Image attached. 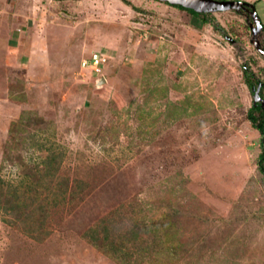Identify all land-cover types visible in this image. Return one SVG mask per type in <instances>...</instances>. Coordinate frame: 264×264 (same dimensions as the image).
Instances as JSON below:
<instances>
[{"label":"rangeland","instance_id":"1","mask_svg":"<svg viewBox=\"0 0 264 264\" xmlns=\"http://www.w3.org/2000/svg\"><path fill=\"white\" fill-rule=\"evenodd\" d=\"M240 1L264 25V0ZM211 14L0 0V179L27 203L19 218L0 203V264H264L262 135L243 68L264 80V61L242 15ZM21 112L45 121L40 150L11 142Z\"/></svg>","mask_w":264,"mask_h":264},{"label":"trees","instance_id":"2","mask_svg":"<svg viewBox=\"0 0 264 264\" xmlns=\"http://www.w3.org/2000/svg\"><path fill=\"white\" fill-rule=\"evenodd\" d=\"M167 4V3H166ZM169 5V4H168ZM175 8H178L180 10L183 11H187L188 13H190L191 15L195 16V17H200L202 18L206 23L211 24L210 19H208L206 17L207 14H199V13H195L189 9H185L182 8L180 6H173ZM215 27V25H213ZM244 76H245V82L248 85L249 88L255 86L256 83H251V81H249V77L247 75V67L244 70ZM97 85H99V83H97ZM261 94L260 97L263 96V91H264V87L263 89L261 88ZM253 95V92H252ZM253 101V100H252ZM248 119L251 122L252 126L257 129L261 135H262V140H261V153L258 157V169L260 171V173L262 174L263 177V181H264V108L261 107V105L259 103H252V106L250 108V110L248 111ZM45 121H43V119L40 117H37L36 113H29V112H21L19 120L16 123H13L10 129V140H12L11 142H16V143H26L29 141V143L31 144L32 147H37L38 150H40V148H42V145H38L36 144L35 141H33V133L32 130H36L37 128L43 127ZM15 144H13L12 147H14ZM13 148L9 150L11 151ZM16 159L23 164V166L25 165V163H23L24 161L22 160L21 156H17ZM60 162V161H59ZM12 163H13V159H12ZM43 163H45L46 167H45V172L43 173L44 177H54V175L56 174L57 170H58V159L56 158L55 154H52L51 152H49V155L46 157L45 161H43ZM59 164V163H58ZM30 173V172H29ZM35 181H38L35 180ZM63 182H60V185H66L67 181L62 180ZM4 182L0 179V203L3 202L4 204V210L8 211L12 214H14L16 216V218H19V216H21V211L22 209H24V207L27 206V203L24 200L20 201V196L17 195L16 191H10L7 190L5 191L2 188V184ZM64 193V192H62ZM94 238L95 237H91L90 236V242H94Z\"/></svg>","mask_w":264,"mask_h":264},{"label":"water","instance_id":"3","mask_svg":"<svg viewBox=\"0 0 264 264\" xmlns=\"http://www.w3.org/2000/svg\"><path fill=\"white\" fill-rule=\"evenodd\" d=\"M160 2L167 3L173 6H180L185 9H189L195 13L199 14H210L214 12L220 11H235L240 12L241 10L247 9L250 11V17L252 18L253 23L250 24V28L252 29L253 39L251 40L254 47H256L259 54L264 57V50L262 47H259V43L255 39L257 33H259L263 27L260 22V19L256 13L255 7L252 4H249L245 1L238 0H157ZM255 24V26H254ZM225 39L234 43L233 39L229 38L227 35L224 36ZM104 82L103 79L99 81V85ZM260 85L257 86L256 89H253V103H259L262 108H264V100L259 95Z\"/></svg>","mask_w":264,"mask_h":264},{"label":"flooded vegetation","instance_id":"4","mask_svg":"<svg viewBox=\"0 0 264 264\" xmlns=\"http://www.w3.org/2000/svg\"><path fill=\"white\" fill-rule=\"evenodd\" d=\"M55 1H64V0H55ZM237 13H239L240 15H242L244 18H245V20L248 22H246L247 24H248V26L250 25V24H252L253 23V21H252V18L250 17L251 15H250V11H248L247 9H245V10H241L240 12H237ZM206 17L208 18V19H212L213 17H212V14L210 13V14H207L206 15ZM212 17V18H211ZM262 24V23H261ZM254 26H255V24H254ZM262 27H264V25L262 24ZM215 29H217V31H219L221 34H222V36L224 35H226L225 34V31L221 28V27H215ZM261 48V47H260ZM262 49L264 50V45L262 46ZM259 53V52H258ZM261 56V55H260ZM262 57V56H261ZM262 60L264 61V57H262ZM247 66L246 65H244V70H245V68H246ZM248 70V69H247ZM247 75H248V77H249V81H251V83H256L255 84V86H253V87H251V88H249L250 89V91H251V93L253 92V89H256L257 88V86H259L260 85V91H259V95L261 94V88L263 89V87H264V80H261L257 75H253V74H251L249 71L247 72ZM248 86V85H247ZM263 94V93H262ZM261 98L264 100V97L263 96H261Z\"/></svg>","mask_w":264,"mask_h":264},{"label":"built area","instance_id":"5","mask_svg":"<svg viewBox=\"0 0 264 264\" xmlns=\"http://www.w3.org/2000/svg\"><path fill=\"white\" fill-rule=\"evenodd\" d=\"M105 62V60L102 58L99 59L98 56H95V58H93L90 63H93V68L96 72H99V68L100 65H102Z\"/></svg>","mask_w":264,"mask_h":264},{"label":"clouds","instance_id":"6","mask_svg":"<svg viewBox=\"0 0 264 264\" xmlns=\"http://www.w3.org/2000/svg\"><path fill=\"white\" fill-rule=\"evenodd\" d=\"M238 1H240V0H238ZM216 13V12H215Z\"/></svg>","mask_w":264,"mask_h":264}]
</instances>
